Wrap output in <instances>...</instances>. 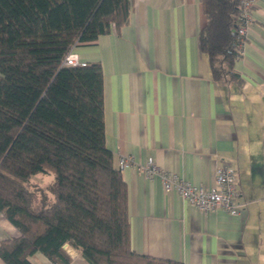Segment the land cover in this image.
<instances>
[{"label": "crops", "instance_id": "1", "mask_svg": "<svg viewBox=\"0 0 264 264\" xmlns=\"http://www.w3.org/2000/svg\"><path fill=\"white\" fill-rule=\"evenodd\" d=\"M204 23L199 0H132L124 26L75 52L101 65L105 146L116 166L122 155L151 159L161 172L210 185L229 165L239 182L238 214H204L160 178L124 169L131 249L182 264H264V0L235 61L241 85L213 81L198 40ZM19 236L0 212V240ZM65 250L70 264H89ZM29 260L52 264L39 252Z\"/></svg>", "mask_w": 264, "mask_h": 264}, {"label": "trees", "instance_id": "2", "mask_svg": "<svg viewBox=\"0 0 264 264\" xmlns=\"http://www.w3.org/2000/svg\"><path fill=\"white\" fill-rule=\"evenodd\" d=\"M198 34L213 81L242 84L235 61L241 0H199ZM132 0H0V212L19 230L0 240L5 264L39 252L70 264H182L130 247L127 186L105 146L99 62L65 66L75 42L118 31ZM52 175L41 187L32 176Z\"/></svg>", "mask_w": 264, "mask_h": 264}, {"label": "built area", "instance_id": "3", "mask_svg": "<svg viewBox=\"0 0 264 264\" xmlns=\"http://www.w3.org/2000/svg\"><path fill=\"white\" fill-rule=\"evenodd\" d=\"M256 1L257 0L240 1L241 11L239 15L240 25L238 34L242 41L240 43L242 49L247 38L248 27L252 21V12ZM77 45H79V42H75L71 46L62 61V65H85V62L80 61L75 52ZM117 168L121 171L126 168H132L142 173L150 180L157 177L160 178L165 191L176 192L180 198L184 199L204 214L215 210H222L230 215H236L245 205L244 202L239 200V182L235 170L229 165H223L217 168L215 180L210 185L192 184L190 181L179 177L176 173L161 172L151 159H148L144 164H139L130 155L120 156L117 162Z\"/></svg>", "mask_w": 264, "mask_h": 264}, {"label": "rangeland", "instance_id": "4", "mask_svg": "<svg viewBox=\"0 0 264 264\" xmlns=\"http://www.w3.org/2000/svg\"><path fill=\"white\" fill-rule=\"evenodd\" d=\"M31 181L33 184L43 187L52 181V175L37 174L32 176Z\"/></svg>", "mask_w": 264, "mask_h": 264}, {"label": "water", "instance_id": "5", "mask_svg": "<svg viewBox=\"0 0 264 264\" xmlns=\"http://www.w3.org/2000/svg\"><path fill=\"white\" fill-rule=\"evenodd\" d=\"M65 247H67V246L65 245Z\"/></svg>", "mask_w": 264, "mask_h": 264}]
</instances>
